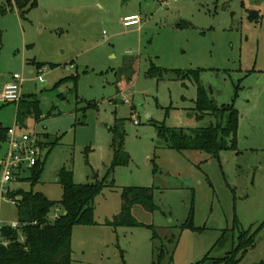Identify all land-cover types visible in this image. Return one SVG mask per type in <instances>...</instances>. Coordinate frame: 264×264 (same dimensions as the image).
<instances>
[{"label":"rangeland","instance_id":"1","mask_svg":"<svg viewBox=\"0 0 264 264\" xmlns=\"http://www.w3.org/2000/svg\"><path fill=\"white\" fill-rule=\"evenodd\" d=\"M2 2L12 13L0 17V87L14 74L23 84L19 104L0 106V125L57 144L42 151L38 183L21 181L24 172L8 193L59 202L61 169L77 185H114L94 198V225L72 229L71 264H213L204 258H223L238 230L258 228L239 264L264 262V0H36L25 19L15 0ZM132 15L140 24L124 27ZM199 86L213 107L238 112L235 151L177 152L159 135L217 124L196 110ZM114 128L128 163L110 174ZM124 188L153 190V212L132 208L139 227L108 225ZM191 212L205 230L182 228ZM0 221L17 222L14 205L0 203Z\"/></svg>","mask_w":264,"mask_h":264},{"label":"trees","instance_id":"2","mask_svg":"<svg viewBox=\"0 0 264 264\" xmlns=\"http://www.w3.org/2000/svg\"><path fill=\"white\" fill-rule=\"evenodd\" d=\"M15 5L19 16L25 19L26 15L36 7V0H15ZM8 11L6 5L0 0V17L5 16ZM37 67L38 69L41 68L40 65ZM154 70L152 68L148 72V76H152ZM32 107L31 115H34L37 120L39 115L36 102L32 103ZM196 110L199 114H207L217 118V124L214 127L188 132L181 129L168 130L162 127L159 130V135L167 139L168 148L177 152H203L215 158L223 151H235L238 112L234 105L229 104L221 108L213 107L204 89L199 86ZM6 131V128L0 129V148L5 144ZM111 132L113 134L111 147L114 152V159L109 169L110 174L117 167L125 166L128 163V156L122 151L123 133L115 128ZM38 145L43 151L46 147L51 150L57 144H48L42 141ZM44 165L45 158H42L35 167L26 172L29 174V178L21 179V181L29 183L33 188L40 179ZM57 183L62 188V197L59 202H51L44 195L34 193L32 190L29 192L11 191L7 194V198L15 200L17 222L21 226L19 233L24 237V242L17 241L18 232L4 228L3 236L10 240V244L6 248H0V264H71L72 229L76 226L94 225L93 200L104 189H114V185L112 183L106 184L105 180L77 185L73 182L72 173L65 169L58 172ZM152 192L153 190L149 188H124L120 194V212L108 225L115 228L141 226L134 220L131 211L133 207L139 205L145 207L149 212H153ZM55 207H60L63 214L50 222L47 216ZM182 228L197 232L205 230L193 226L192 212ZM260 229L258 228L253 233L250 229L247 231L238 230L235 245L229 253L218 260H209L206 257L203 261H211L213 264H239L247 252L254 249L255 237ZM233 232L234 228L231 230V233ZM226 235L227 232L222 234L220 240H223ZM162 259L163 252L158 255L157 262L160 263ZM259 264H264V262Z\"/></svg>","mask_w":264,"mask_h":264},{"label":"built area","instance_id":"3","mask_svg":"<svg viewBox=\"0 0 264 264\" xmlns=\"http://www.w3.org/2000/svg\"><path fill=\"white\" fill-rule=\"evenodd\" d=\"M140 17L137 15L127 16L122 19L121 24L126 27H134L140 24ZM42 83L41 77L38 78ZM22 84L23 78L14 74L11 81L4 85L0 91V106L8 104H19L22 98ZM136 124V122H135ZM0 125V129H1ZM42 140L36 136H30L21 133L20 128L13 126L6 131V141L3 147L5 151L0 157V203L7 201L15 205V200L7 198L8 185L13 183L20 177V174L29 172L36 166L38 161L42 160V151L40 150L39 143ZM2 150V147L0 148ZM59 217L55 215L54 220ZM53 220V221H54ZM20 224L18 222L12 223L9 226H4L0 221V248H6L10 244V240L3 236V229L9 228L12 231L18 232L17 241L24 242V237L19 233Z\"/></svg>","mask_w":264,"mask_h":264},{"label":"crops","instance_id":"4","mask_svg":"<svg viewBox=\"0 0 264 264\" xmlns=\"http://www.w3.org/2000/svg\"><path fill=\"white\" fill-rule=\"evenodd\" d=\"M14 12H15L16 15L19 17V19H22V18L19 16V13L17 12V10H14ZM9 13H12V12L8 11L7 14H9ZM7 14H6V15H7ZM29 65H31L32 67H34L37 71L39 70L38 67H37L38 65H40L39 63L30 62ZM40 66L42 67V65H40ZM31 73H32V72H30V74H31ZM11 78H12V77H11ZM38 78H39V77H38ZM10 81H11V80H10ZM10 81H9V82H10ZM9 82L3 83V85L0 87V91H1V89L4 87V85H6V84L9 83Z\"/></svg>","mask_w":264,"mask_h":264},{"label":"water","instance_id":"5","mask_svg":"<svg viewBox=\"0 0 264 264\" xmlns=\"http://www.w3.org/2000/svg\"><path fill=\"white\" fill-rule=\"evenodd\" d=\"M130 0H121V4L124 5L126 3H128Z\"/></svg>","mask_w":264,"mask_h":264}]
</instances>
